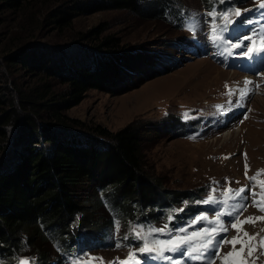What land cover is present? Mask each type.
I'll return each instance as SVG.
<instances>
[{"label": "rangeland", "instance_id": "374dc122", "mask_svg": "<svg viewBox=\"0 0 264 264\" xmlns=\"http://www.w3.org/2000/svg\"><path fill=\"white\" fill-rule=\"evenodd\" d=\"M89 1L92 0H78L90 7ZM73 3L74 0H28L24 14L0 10V40L2 44L14 40L23 45L32 39L64 45L76 42L80 34L96 31L98 38L113 37L119 40L121 47L131 48L128 53L137 52L138 66L135 70L129 68L130 73L123 69L126 77L115 87L104 91L88 90L79 104L65 110L66 116L82 124L79 128L99 125L114 132L132 121L149 123L154 128L151 132L154 137L144 147L147 169L174 196L180 192L199 191L202 201L209 194L218 199L229 187L249 186V178L258 171L264 172V74L259 78L261 91L248 102L247 117L237 118L227 126L216 122L218 108L229 111L237 107L233 94H240L242 84L238 80L246 72L261 70L264 73V54L260 58L257 55L249 58L241 55L246 48L225 52L226 44L220 43V49L210 46L212 17L206 15L219 0H143L136 11L106 7L93 12L78 11L70 26L60 29L50 20L49 10L69 9ZM259 3L260 0H246L244 6L238 8L243 18L240 24L229 25L224 36L236 43L244 36L264 30V8L259 7ZM220 23L218 19L217 24ZM190 24L195 26L194 31L188 29ZM86 41L79 43L86 46ZM243 42L248 45V41ZM209 48L211 54H207ZM199 50L201 54L197 56ZM17 81L24 87L33 83L26 77L23 81L17 78ZM185 113L189 118H184ZM225 130L234 134L225 140L227 143H223ZM257 179L264 180V175ZM198 209L203 210L199 214L208 215L210 220L217 211H222L219 203H199ZM91 214V218L97 216V213ZM257 215L264 213L253 206L246 209L240 220ZM194 218L177 226L169 224V229L173 234L181 227L192 232L189 223ZM223 220L226 222L225 216ZM165 224L168 223L155 227ZM113 225L109 231L111 235L104 237L102 243L87 246L89 252L80 254L77 264H84V260H90L91 264H118L127 258L130 249L137 250L140 242L133 235L124 234L121 227L117 231L115 223ZM204 227L211 225L205 223L200 229ZM242 228L250 235L264 236V221L245 223ZM229 230V239L237 235L235 229ZM226 234L222 233L217 239ZM125 236L128 239H124ZM118 242L119 248L116 247ZM231 249V244H224L220 255ZM262 251L257 247L253 256L247 257L249 264L253 261L264 264ZM246 253L247 249L245 256ZM137 255L148 264L151 261L169 264L149 254ZM171 257L184 261L183 249ZM215 264H221V260L217 258Z\"/></svg>", "mask_w": 264, "mask_h": 264}, {"label": "trees", "instance_id": "16d2710c", "mask_svg": "<svg viewBox=\"0 0 264 264\" xmlns=\"http://www.w3.org/2000/svg\"><path fill=\"white\" fill-rule=\"evenodd\" d=\"M142 1L92 0L88 7L74 0L48 16L67 29L78 11H136ZM27 4L0 0V10L24 14ZM98 36L88 31L64 45L0 40V264L65 259L81 246L102 243L116 220L132 235V225L174 226L196 214L199 191L174 196L147 169L144 147L154 137L149 123L132 121L114 132L99 125L81 129L64 114L88 90L111 89L126 77L123 69L138 66L137 52ZM23 77L33 83L20 85Z\"/></svg>", "mask_w": 264, "mask_h": 264}, {"label": "snow or ice", "instance_id": "6c2138e0", "mask_svg": "<svg viewBox=\"0 0 264 264\" xmlns=\"http://www.w3.org/2000/svg\"><path fill=\"white\" fill-rule=\"evenodd\" d=\"M219 3H224V0H219ZM259 7L264 8V0H260ZM212 17L211 27V40L215 44H226L224 51L228 52L229 49L235 50L239 48H246L241 53L244 57H252L253 55L264 54V30L260 33H255L253 36H244L239 42L233 43L230 38L224 36V33L228 31V26L233 24L235 21L232 16L239 17L241 10L231 9L217 13L215 8L207 13ZM222 23L217 24V20ZM190 31L195 30V26L188 25ZM248 41L249 44L246 46L243 41ZM259 41V44L257 43ZM252 82L249 80L244 81V87L240 89V97L243 99L248 95L251 89L248 85ZM227 86V85H226ZM231 94V92L229 93ZM184 118H189L187 113L184 114ZM246 118V117H245ZM248 165L245 163V176L247 177ZM264 175V172L258 171L256 175L250 179L249 186H243L239 189L228 188L223 193V199L217 201L214 194H209L203 201H197V203H221L226 211H217L214 219H209L208 215L199 214L196 215L189 223V227L196 225L200 222H205L211 227H204L202 229L189 232L188 228L181 227L173 234L172 230L169 229L168 224L163 227L147 226L144 225H132L130 232L136 240L140 242L139 247L136 251L129 250L128 256L123 261H118V264H141V261L137 255L149 254L153 259H163L169 262V264H182L181 260H174L171 256H166L165 253L180 252L183 249V255L191 258L195 261H202L207 259V264H215V259H220L221 264H249L247 257H252L256 248L259 247L264 250V236H260L259 233L250 235L247 231H243L242 226L245 223H255L256 221H264V216H249L244 220H240V215L247 209V204L242 201H249L260 211L264 212V180H258L257 178ZM215 192V189L212 190ZM247 193V195H245ZM230 201H236V203H230ZM187 203V202H185ZM224 216H228L230 220L226 222L223 220ZM168 220H172V215L169 214ZM115 227L118 231L120 228L119 220L115 221ZM229 228L235 229L237 232L236 236L229 239L224 236L223 239L218 240L217 237L222 233H227ZM243 231V235L240 233ZM264 231V229H262ZM161 236H167V239H161ZM257 237L259 240L257 241ZM246 238V239H245ZM124 239H128L127 236ZM224 244H231L232 249L226 254L220 255V248ZM239 244L240 248L237 249L236 245ZM116 247H121V244L116 243ZM247 253L245 256V251ZM211 253V256L207 254ZM264 254V251H262ZM18 264H29L27 260H20ZM77 264V262H73ZM84 264H91L90 260L85 261ZM252 264H255L253 261Z\"/></svg>", "mask_w": 264, "mask_h": 264}, {"label": "bare ground", "instance_id": "6f19581e", "mask_svg": "<svg viewBox=\"0 0 264 264\" xmlns=\"http://www.w3.org/2000/svg\"><path fill=\"white\" fill-rule=\"evenodd\" d=\"M245 80H249V81H253L254 80V77H251V76H248V77H245ZM234 135L232 134V132H229L228 130H225L224 131V135H223V143H227L228 141H225V140H229L231 138V136ZM97 181V180H96ZM100 184V182H99ZM98 185V184H96ZM99 186V185H98ZM99 189V188H98ZM94 191V190H93ZM102 191V190H101ZM93 194V193H92ZM105 197V196H104ZM100 198V197H99ZM100 201V200H99ZM102 210V209H101Z\"/></svg>", "mask_w": 264, "mask_h": 264}]
</instances>
